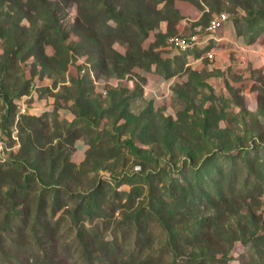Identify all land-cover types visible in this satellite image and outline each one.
Returning <instances> with one entry per match:
<instances>
[{"label":"rangeland","instance_id":"374dc122","mask_svg":"<svg viewBox=\"0 0 264 264\" xmlns=\"http://www.w3.org/2000/svg\"><path fill=\"white\" fill-rule=\"evenodd\" d=\"M204 2L215 10L214 13L227 12L236 26L242 28L246 40L252 42L258 39L263 49L253 58L250 54H240L229 45L213 43L208 49L203 47L190 52L192 60L200 58L198 63L185 65L188 56L183 54L165 64L175 77L171 85L170 104L160 109L164 118L183 119L186 123L189 120L187 117L192 116V105L200 109L212 107L216 110L214 121L218 114H224L217 121L225 129L224 139L240 136L245 145H254L251 152L259 163L253 169L232 167L226 157L218 155L204 172L215 174L216 169L224 168L225 182L237 183L233 192L231 187L225 190L234 195L229 202L207 212L217 210L219 219L237 230V236L248 238L247 243L241 240L235 242L230 264H249L253 263L254 251L264 247V241L255 244L249 239L255 230L257 235L264 236V22L255 25L245 23L246 11L242 6L234 8L228 0ZM78 6V2L69 1L61 12V23L68 32L69 45L78 44L81 40ZM31 14L33 20L40 17L34 12ZM210 17L211 13H207L204 23ZM36 21L42 24L39 19ZM31 22L28 17L21 19L24 26H29ZM23 33L30 39L33 31L23 30ZM247 36L253 37L252 41ZM8 46L0 38V56ZM113 47L121 53L126 50L121 42H115ZM44 52L53 56L55 49L48 44ZM88 58L86 53H70L66 70L60 72H54L52 64L45 67L44 59L37 53L11 65L6 74L1 72L0 64V264L7 261L28 264L27 259L32 263L41 259L47 249L51 253L64 254L66 264H86L83 244L99 248L98 241L91 244L92 239L87 235L98 227L101 229L102 214L109 215L114 221L127 218L134 209L150 201L152 188L163 193L174 171L182 166L189 168V162H183L182 155L171 157L165 149H159L157 162L150 161V157L154 156L147 151L152 144H143L136 135H131L129 129H122L117 135V130L112 128L113 119H103L97 131L81 137L86 148L80 155L76 153L75 143L66 140L69 124L75 115L73 119L62 115L64 108H73V102L62 96L66 92L63 86L71 85V78L79 76L82 64L90 63ZM111 89L105 96L95 88L94 92L100 99H105ZM131 102V112L139 115L148 100L134 97ZM29 116L40 117L41 121L29 125ZM121 123L124 120L119 121ZM98 132L102 141H90ZM183 133L188 134L186 131ZM112 134L118 138L117 142L110 139ZM144 135L151 138L149 132ZM132 139L142 150L141 153H133L125 143ZM111 146L113 152L109 149ZM240 149H234L232 154L237 155ZM176 153H179L177 148ZM156 171L159 173L153 174ZM135 172L144 177L129 176ZM99 186H103V190L95 198L89 195ZM134 190L140 196L133 207H128V194ZM96 198L100 200L97 205L93 203ZM88 210L94 217L87 216ZM8 225L13 229L20 228L14 233L5 231ZM113 229L112 226L104 232L102 239L112 238L115 234L121 239L123 232L114 233ZM153 233L155 241L148 248H167V232L160 225H155ZM133 238L134 234H130L121 254L133 248ZM172 261L170 249L165 254L164 264H171Z\"/></svg>","mask_w":264,"mask_h":264},{"label":"trees","instance_id":"16d2710c","mask_svg":"<svg viewBox=\"0 0 264 264\" xmlns=\"http://www.w3.org/2000/svg\"><path fill=\"white\" fill-rule=\"evenodd\" d=\"M69 1L79 3L77 20L81 25L80 42L70 45L67 43L68 32L61 23V12ZM174 2L175 0H0V38L10 45L0 56L1 72L9 73L11 65L36 53L44 59L45 67L52 64L54 72L65 71L70 53L80 52L88 54L92 69L98 76L123 77L137 66L148 68L152 64L171 75L168 67L164 66L169 61L161 59L153 48H144L143 41L161 21L167 20L170 26L178 21L180 13L174 7ZM228 2L234 8L242 6L246 11V17L243 18L245 23L255 25L257 22H264V0ZM32 12L40 17L33 20ZM23 17L30 18L32 22L29 26L21 24ZM23 30L33 31L32 37H24ZM237 31L245 38L246 34L241 27H237ZM162 37L164 36H158ZM247 38L251 41L253 39L251 36ZM115 42L124 44V53L113 47ZM48 44L55 49L53 56H47L44 52V47ZM70 84L63 86L66 92L62 95L67 101L73 102L71 110L75 115L69 124L67 142L75 143L81 137L97 131L103 119H113L112 128L117 130V135L122 129H129L131 135H136L143 144H152L147 151L150 156H154L150 157V161L157 162L159 149H165L171 157L182 155L183 162H189V168L182 166L173 172L174 176L171 175L169 182L165 184L163 193L152 188L149 193L150 201L134 209L133 214L127 218L114 221L109 215L102 214L101 229L98 227L87 235L92 239L91 244L98 241L99 248L83 244L82 253L86 264H164L165 254L170 249L173 257L171 264H230L235 242L241 240L247 243L249 240L245 235L237 236V230L219 219L217 210L209 213L207 210L219 209L229 202L234 197L231 193L237 183L225 182L224 168H215V174L212 171L209 174L204 172L218 155L226 157L232 167L253 169L259 163L251 152L254 145H245L240 136L224 139L225 129L217 122L224 114H218L214 121L216 110L212 107L200 109L192 105V116H188V122L183 123V119L164 118L162 109H155L148 100L144 111L134 115L130 108L131 99L144 98L140 83L133 90L124 87L111 89L105 99H100L95 94L94 85L87 74L71 78ZM28 120L29 125H34L41 118L29 116ZM121 120H124L123 124H119ZM104 131L108 134L106 128ZM183 131L188 133L187 136ZM147 132L151 134V138L145 137ZM101 138V133L98 132L90 141ZM110 139L118 141L115 134ZM125 143L133 153L142 152L133 139ZM176 148L179 153H176ZM238 148H241L240 152L233 155L232 151ZM109 149L114 151L112 146ZM158 171L153 174H158ZM139 175L144 177L137 172L129 176L137 178ZM227 187H231L232 192L226 193ZM102 188L103 186H99L89 195L95 198ZM139 196L137 190L129 193L128 207H133ZM98 201L99 198H96L93 203L97 205ZM87 216L94 217V214L88 210ZM155 225H160L167 232V248H148L155 241ZM112 226L114 233L123 232L121 239L116 234L112 238L102 239L104 232ZM19 228L17 226L13 229L8 225L5 231L14 233ZM239 231L243 233L242 230ZM130 234H134L133 248L121 254L123 244L128 242ZM257 234L258 231L255 230L249 238L255 244L264 241V236ZM251 261L254 264H264V247L254 251ZM27 262L66 264L67 257L61 252L51 253L47 249L41 259L32 263L27 259ZM6 264H12V261H7Z\"/></svg>","mask_w":264,"mask_h":264},{"label":"crops","instance_id":"0c3cea01","mask_svg":"<svg viewBox=\"0 0 264 264\" xmlns=\"http://www.w3.org/2000/svg\"><path fill=\"white\" fill-rule=\"evenodd\" d=\"M174 7L180 13L178 21L172 26L169 25L167 20L161 21L158 27L152 30L143 41L144 48H153L163 60L172 62L183 54H187L188 60L185 61V65L198 63L200 58L197 57L195 60H192V53L190 52L198 48L203 49V47H207L206 49H208L213 43L221 46L229 45L234 47L240 54L244 56L250 54V57L253 58L263 49L258 39L248 42L244 37H241L237 31L236 23L232 18H229L225 25L216 33L206 36L203 32V27L209 23L215 10L210 9L204 0H175ZM207 13H211V17L207 18L205 21L206 23H204V18ZM198 30H200V34L203 37H207L206 44L197 46L186 52H179L167 45V38L170 35L181 34L189 36L196 33ZM158 36L164 37L161 39L158 38ZM134 71L141 73L140 84L143 89L144 97L151 101L156 108H167L170 104L171 85L175 76L167 75L156 64H152L148 68L137 66L134 68ZM61 112L67 119L74 118V114L70 107L64 108ZM85 148L86 144L83 139H78L75 142V151L78 155H80L79 153L84 151Z\"/></svg>","mask_w":264,"mask_h":264},{"label":"built area","instance_id":"2783aa9c","mask_svg":"<svg viewBox=\"0 0 264 264\" xmlns=\"http://www.w3.org/2000/svg\"><path fill=\"white\" fill-rule=\"evenodd\" d=\"M229 14L227 12H217L214 13L209 21V23L203 27V32L206 36L216 33L220 30L225 23L229 20ZM200 34V30L196 33L184 36L181 34H173L167 38V45L179 52H186L192 48L203 45L207 43V37ZM80 74H87L94 85L97 92L103 96L107 95V92L111 88H117L120 86H125L127 88L133 89L140 83L141 73L135 72L134 70L123 77L116 76H98L92 69L89 62L82 64L80 69Z\"/></svg>","mask_w":264,"mask_h":264}]
</instances>
